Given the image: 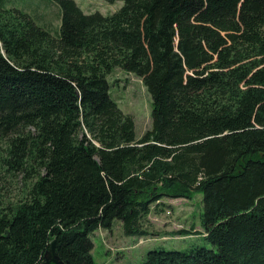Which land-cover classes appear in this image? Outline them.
I'll use <instances>...</instances> for the list:
<instances>
[{"label":"trees","instance_id":"obj_1","mask_svg":"<svg viewBox=\"0 0 264 264\" xmlns=\"http://www.w3.org/2000/svg\"><path fill=\"white\" fill-rule=\"evenodd\" d=\"M53 1L56 36L0 0V184L29 181L13 203L0 186V264H41L53 239L62 261L96 264L93 231L146 235L152 207L195 192L211 247L140 264H264V0ZM116 67L151 96L139 138L108 94Z\"/></svg>","mask_w":264,"mask_h":264},{"label":"rangeland","instance_id":"obj_2","mask_svg":"<svg viewBox=\"0 0 264 264\" xmlns=\"http://www.w3.org/2000/svg\"><path fill=\"white\" fill-rule=\"evenodd\" d=\"M84 13L100 12L109 15L123 5L122 0H74ZM2 7L18 8L27 12L37 25L45 28L53 36L59 32L61 10L53 0H3ZM119 67L107 75L110 97L122 112L132 116L136 137L151 127V96L142 80ZM3 144L0 142V153ZM1 192L6 202H15L24 195L28 180L23 173L11 175L2 173ZM202 193L195 192L186 198H164V205L152 207L144 221L147 234L129 236L122 231L121 222L114 220L111 229H96L90 235L93 242L91 254L96 264H140L152 249L187 251L194 246L211 247L205 240L201 225L203 205ZM189 230V234L178 231Z\"/></svg>","mask_w":264,"mask_h":264},{"label":"water","instance_id":"obj_3","mask_svg":"<svg viewBox=\"0 0 264 264\" xmlns=\"http://www.w3.org/2000/svg\"><path fill=\"white\" fill-rule=\"evenodd\" d=\"M55 245H56L55 239H53V241L51 240L49 247L44 254V258H43L44 261L41 264H71L68 261L64 262L61 259H59V256L57 255L55 250Z\"/></svg>","mask_w":264,"mask_h":264}]
</instances>
